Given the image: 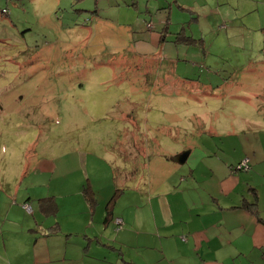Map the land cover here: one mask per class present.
Returning a JSON list of instances; mask_svg holds the SVG:
<instances>
[{
    "label": "rangeland",
    "instance_id": "374dc122",
    "mask_svg": "<svg viewBox=\"0 0 264 264\" xmlns=\"http://www.w3.org/2000/svg\"><path fill=\"white\" fill-rule=\"evenodd\" d=\"M161 1L0 0V143L16 142L15 153L8 150L10 162L21 159L26 141H38L31 148L37 158L43 147L53 148L58 158L90 149L110 170L124 172L131 167H124L129 161L120 158L116 146L123 143L122 129L131 119L152 135L158 132L160 153L167 155L194 145L205 120L206 128L225 129L228 119L217 122L210 114L217 108L234 115L235 123L264 112L252 96H263L264 85H244L264 83V0H178L183 7L175 0ZM148 23L154 29L148 30ZM210 81L225 84L211 89ZM200 97L206 99L204 119ZM80 106L86 111L83 122L72 127L69 120ZM249 138L243 128L238 135L215 139L228 140L226 148L236 155ZM106 150L116 155L109 157ZM242 159L250 165L248 157ZM200 163L206 172V161ZM98 165V170L106 168L102 161ZM139 165L150 178L146 164ZM88 169L101 185L98 172ZM164 169L161 164L157 178ZM117 176L124 193L134 187L122 182L121 173ZM150 183L145 179L140 185L143 198L127 196L150 201L156 191ZM209 187L216 188L215 178ZM126 200L117 203L118 210Z\"/></svg>",
    "mask_w": 264,
    "mask_h": 264
},
{
    "label": "crops",
    "instance_id": "0c3cea01",
    "mask_svg": "<svg viewBox=\"0 0 264 264\" xmlns=\"http://www.w3.org/2000/svg\"><path fill=\"white\" fill-rule=\"evenodd\" d=\"M260 32L264 44V26ZM142 50L147 51L144 40ZM208 85L211 89L222 86L221 81ZM244 85L261 87L264 83ZM252 96L264 108V95ZM205 106L206 99L200 97L203 119L208 116ZM85 112L81 106L75 110L69 125L83 122ZM210 114L217 122L228 119L227 127L206 128L205 120L194 145H183L177 152L174 148L167 155L160 153L158 132L152 135L131 119L122 129L123 145L116 146L120 158L129 161L124 167H131L124 172L110 170L105 159L90 149L58 158L53 148L43 147L37 158L39 153H31V148L38 141H26L21 159L10 162L13 156L8 150L14 154L16 142L0 143V264H264V139L255 135L264 134V112L239 117L236 123L234 115L222 108ZM243 128L250 138L243 144L246 149L236 155L226 148L228 140L223 144L215 139L238 135ZM105 152L109 157L116 155ZM245 156L250 165L241 170L236 165ZM200 160L206 161V172L199 169ZM99 161L106 165L103 171L98 170ZM140 162L148 167L150 178L145 177ZM161 164L165 173L157 178ZM88 166L98 172L101 185ZM120 173L122 182L134 183L127 193L117 188ZM212 177L216 188L209 187ZM145 179L156 191L150 201L135 202L127 195L143 198L140 185ZM85 188L91 199L86 198ZM123 199L127 200L118 210L117 203ZM253 201L259 217L245 208ZM23 203L30 205L31 212ZM146 203L151 206L145 207ZM115 218L123 220L120 230H116Z\"/></svg>",
    "mask_w": 264,
    "mask_h": 264
},
{
    "label": "trees",
    "instance_id": "16d2710c",
    "mask_svg": "<svg viewBox=\"0 0 264 264\" xmlns=\"http://www.w3.org/2000/svg\"><path fill=\"white\" fill-rule=\"evenodd\" d=\"M153 28V24H151V26H150V29H152ZM181 40V37L179 38L178 37V35H177V37L175 38V41H180ZM245 157H248V156H245ZM249 158V157H248ZM242 160H244V159H241L238 163H237V165L236 166H238L241 162H242ZM241 170H243L242 168H241ZM84 193H85V196H86V198L88 199V198H90V196H91V194L88 192V188H85V190H84ZM91 199V198H90ZM23 206V208L25 209V210H27L28 212H31V209L30 208H25L24 207V205H22ZM245 208L248 210V211H250L253 215H255L256 217H259V215H258V211H257V209H256V202L255 201H253L252 203H250V204H246L245 205ZM121 228H117V226H116V230H120ZM262 256L264 257V246H263V248H262Z\"/></svg>",
    "mask_w": 264,
    "mask_h": 264
},
{
    "label": "built area",
    "instance_id": "2783aa9c",
    "mask_svg": "<svg viewBox=\"0 0 264 264\" xmlns=\"http://www.w3.org/2000/svg\"><path fill=\"white\" fill-rule=\"evenodd\" d=\"M151 24H147V27L150 28ZM238 168H242L243 170H246L248 168V165H247V159H244L238 166ZM24 207L26 208L27 206L24 205ZM115 221V224L117 226V228H121L122 225H123V220L121 218H115L114 219ZM182 239L184 240V237H182Z\"/></svg>",
    "mask_w": 264,
    "mask_h": 264
},
{
    "label": "water",
    "instance_id": "95a60500",
    "mask_svg": "<svg viewBox=\"0 0 264 264\" xmlns=\"http://www.w3.org/2000/svg\"><path fill=\"white\" fill-rule=\"evenodd\" d=\"M175 161H177V162H178V159L176 158V159H175Z\"/></svg>",
    "mask_w": 264,
    "mask_h": 264
},
{
    "label": "bare ground",
    "instance_id": "6f19581e",
    "mask_svg": "<svg viewBox=\"0 0 264 264\" xmlns=\"http://www.w3.org/2000/svg\"><path fill=\"white\" fill-rule=\"evenodd\" d=\"M176 159V158H175ZM243 161V160H242ZM28 208H29V206L28 205H26Z\"/></svg>",
    "mask_w": 264,
    "mask_h": 264
}]
</instances>
